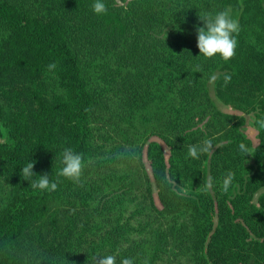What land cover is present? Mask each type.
Returning a JSON list of instances; mask_svg holds the SVG:
<instances>
[{
	"label": "trees",
	"instance_id": "obj_1",
	"mask_svg": "<svg viewBox=\"0 0 264 264\" xmlns=\"http://www.w3.org/2000/svg\"><path fill=\"white\" fill-rule=\"evenodd\" d=\"M103 2L0 0V264H264V0ZM226 8L236 55L199 56L198 13ZM205 139L220 147L187 156ZM65 148L80 184L58 176ZM29 162L55 191L22 178Z\"/></svg>",
	"mask_w": 264,
	"mask_h": 264
},
{
	"label": "clouds",
	"instance_id": "obj_2",
	"mask_svg": "<svg viewBox=\"0 0 264 264\" xmlns=\"http://www.w3.org/2000/svg\"><path fill=\"white\" fill-rule=\"evenodd\" d=\"M92 11L97 15L106 14L108 9L103 0H94V3L90 5ZM199 20L203 22V26L197 25V47L199 49V56L205 58H212L219 55L225 62L231 60L236 55V48L238 41L236 35L240 32V24L238 19H234L231 14V9L226 8L221 11L212 13H198ZM236 34V35H234ZM57 67L55 62L47 65L49 72L53 71ZM218 79L216 74H212L209 77L210 82H214ZM231 74L225 73L223 75L224 86L226 87L231 82ZM260 128H264V119L257 121ZM220 145H213L211 139H205L201 145H189L187 156L193 159H199L201 154H210L215 148ZM239 150L244 154L251 153L249 147L241 142L239 144ZM63 167L59 170L58 176L65 177L76 184H80L81 176L84 168L83 157L81 154L75 153L71 148H65L62 153ZM35 162H29L21 169V176L28 181L35 174L33 172ZM234 179V173L229 171L221 186V191L227 193ZM167 183L171 187V191L176 195H186L182 188H177L176 180H172L169 177H165ZM205 189H211L213 187L212 179L209 177L205 182ZM30 186L33 189L55 191L58 187L57 182H50L49 175L47 173L39 175L36 180H31ZM94 264H117L116 255L96 256L94 258ZM120 264H134L132 258H122Z\"/></svg>",
	"mask_w": 264,
	"mask_h": 264
},
{
	"label": "rangeland",
	"instance_id": "obj_3",
	"mask_svg": "<svg viewBox=\"0 0 264 264\" xmlns=\"http://www.w3.org/2000/svg\"><path fill=\"white\" fill-rule=\"evenodd\" d=\"M209 87H210V92H211L212 98H213L215 104L218 106V108H220L221 110L226 111V112L237 113V111L232 110L229 106L223 104L218 99V97L216 96L215 89H214V82H211ZM245 116H246V124L244 125L243 130L253 140L254 144L256 145L258 143V138H257V130H256L255 126H254L255 115L252 113V114H246ZM2 124L3 123L0 120V128L3 130V133L5 134V130H4L3 126H2ZM155 139H157L158 141H160L163 144L165 152L168 155L169 154V149L164 144V142L162 140H160L159 138H155ZM145 160L147 162L148 169L150 170V163H149V161L147 159H145ZM263 191H264V189H262L259 193H262Z\"/></svg>",
	"mask_w": 264,
	"mask_h": 264
}]
</instances>
